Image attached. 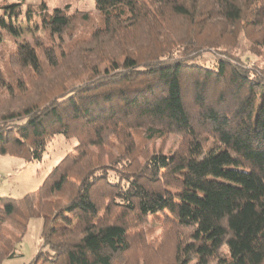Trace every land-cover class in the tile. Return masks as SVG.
Segmentation results:
<instances>
[{"label": "trees", "instance_id": "trees-1", "mask_svg": "<svg viewBox=\"0 0 264 264\" xmlns=\"http://www.w3.org/2000/svg\"><path fill=\"white\" fill-rule=\"evenodd\" d=\"M24 2L0 5V43L1 29L21 33ZM69 10L42 11L50 43L35 34L0 51V156L37 162L55 136L78 139L36 191L0 197V264L33 217L43 226L28 264H129L160 213L177 230L174 255L140 264H264V0ZM76 22L89 32L74 34ZM139 133L184 142L139 155Z\"/></svg>", "mask_w": 264, "mask_h": 264}, {"label": "rangeland", "instance_id": "rangeland-1", "mask_svg": "<svg viewBox=\"0 0 264 264\" xmlns=\"http://www.w3.org/2000/svg\"><path fill=\"white\" fill-rule=\"evenodd\" d=\"M22 0H8V3L20 2ZM22 11L19 16L21 33L16 34L6 29L2 30L3 41L0 43V51L8 56L15 50L18 42L32 41L35 34L40 35L45 43H50L49 37L43 28L41 14L43 10L52 12L56 8H65L70 5V12L75 10H85L93 13L95 18H99L96 10V0H24ZM4 0H0V5ZM33 7L32 19L28 20V7ZM35 10V12H34ZM77 24L73 29L74 34L79 32L88 33L90 24ZM82 26V27H81ZM241 50L250 53L249 42L241 41ZM213 52H205L201 59L203 63L211 64ZM263 54V56H262ZM262 60L264 64V53L255 56ZM253 57V59H255ZM184 142L181 136L172 134L167 138L154 139L147 141L142 133L137 134L136 144L137 153H155L163 151L164 153L174 152L179 149ZM78 145L76 137L68 138L64 135H57L52 138L48 144L43 159L37 162H26L24 159L14 155L0 156V197L8 196L16 199L22 198L29 192L36 191L43 183L44 179L53 170V168L68 154L74 152ZM105 163L112 164V169H118L121 164L115 161L107 160ZM111 178H115V170L110 171ZM170 218L167 214L149 215L146 223L142 227L143 236L136 235L134 243L136 249L130 256L129 264H140L142 259L157 260L174 255L177 230L169 228L171 226L167 221ZM43 226L42 217H33L28 222L27 230L24 234L21 245L18 248V255L14 258L5 259L1 264H28L30 263L41 244V231ZM144 237V238H143ZM147 246L148 249H147ZM226 252V248L223 249Z\"/></svg>", "mask_w": 264, "mask_h": 264}]
</instances>
